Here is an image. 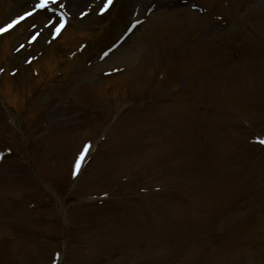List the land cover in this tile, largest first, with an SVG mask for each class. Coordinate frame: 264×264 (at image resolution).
<instances>
[{"label": "rangeland", "instance_id": "374dc122", "mask_svg": "<svg viewBox=\"0 0 264 264\" xmlns=\"http://www.w3.org/2000/svg\"><path fill=\"white\" fill-rule=\"evenodd\" d=\"M103 1L0 36V264H264V0Z\"/></svg>", "mask_w": 264, "mask_h": 264}, {"label": "snow or ice", "instance_id": "6c2138e0", "mask_svg": "<svg viewBox=\"0 0 264 264\" xmlns=\"http://www.w3.org/2000/svg\"><path fill=\"white\" fill-rule=\"evenodd\" d=\"M49 3L55 5L57 3V0H38V2H36L35 3V6L32 8V11L31 12L25 11L23 13V16H18L16 18V20H13L11 22V24H7V25H5L4 28H0V32L5 31L7 28H11L12 25L16 24L18 20H22V19H24V17L30 16L33 12H36V10H38V9H46V10L54 13L55 12V8L49 9L48 8ZM111 3H112V0H104L103 5L100 6L99 9H98V12L99 13H104L109 8V6L111 5ZM61 8H63V5L62 4H61ZM64 15L65 14L63 12H61L59 14V22L56 23L55 28L52 29L53 36H55L57 33H59L60 30L63 28V26L65 24ZM80 15L83 16V15H85V13L84 12H81ZM47 23L50 25V24L53 23V21L52 20H48ZM137 23H138V21H137ZM129 31H131V29H129ZM34 38L35 37H33V39ZM121 39H123V37ZM113 47H115V45H113ZM13 71H15V70H13ZM257 139H258V142L259 143L264 144V138H257ZM85 147H87V145H85ZM80 156L81 157L83 156V152H81ZM79 163H80V157H78L77 158V161H76V166L77 167L79 166ZM73 175H75V171L73 172Z\"/></svg>", "mask_w": 264, "mask_h": 264}]
</instances>
